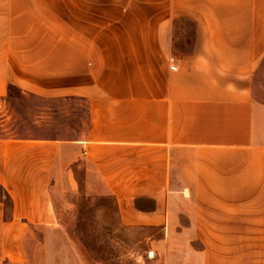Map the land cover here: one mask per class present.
Here are the masks:
<instances>
[{"label": "crops", "instance_id": "0c3cea01", "mask_svg": "<svg viewBox=\"0 0 264 264\" xmlns=\"http://www.w3.org/2000/svg\"><path fill=\"white\" fill-rule=\"evenodd\" d=\"M262 71L264 0H0V100L88 111L75 138H0V264L59 231L80 184L158 229L163 264H264Z\"/></svg>", "mask_w": 264, "mask_h": 264}, {"label": "rangeland", "instance_id": "374dc122", "mask_svg": "<svg viewBox=\"0 0 264 264\" xmlns=\"http://www.w3.org/2000/svg\"><path fill=\"white\" fill-rule=\"evenodd\" d=\"M256 84V97L264 101V71ZM87 120L86 103L80 100L23 93L16 87L0 100L2 139L75 138ZM0 199L9 213L11 199L1 187ZM71 201V209H62L59 231L34 229L26 239L24 264H163L162 257L151 252L161 232L122 228L112 197L90 195L82 184Z\"/></svg>", "mask_w": 264, "mask_h": 264}, {"label": "built area", "instance_id": "2783aa9c", "mask_svg": "<svg viewBox=\"0 0 264 264\" xmlns=\"http://www.w3.org/2000/svg\"><path fill=\"white\" fill-rule=\"evenodd\" d=\"M172 69H175V67H172Z\"/></svg>", "mask_w": 264, "mask_h": 264}, {"label": "trees", "instance_id": "16d2710c", "mask_svg": "<svg viewBox=\"0 0 264 264\" xmlns=\"http://www.w3.org/2000/svg\"><path fill=\"white\" fill-rule=\"evenodd\" d=\"M80 189H81V184H80Z\"/></svg>", "mask_w": 264, "mask_h": 264}]
</instances>
